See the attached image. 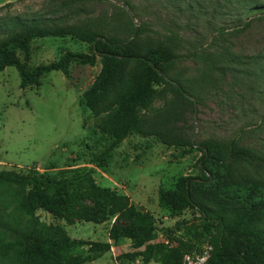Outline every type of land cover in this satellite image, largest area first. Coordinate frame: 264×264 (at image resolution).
Masks as SVG:
<instances>
[{
  "label": "rangeland",
  "instance_id": "1",
  "mask_svg": "<svg viewBox=\"0 0 264 264\" xmlns=\"http://www.w3.org/2000/svg\"><path fill=\"white\" fill-rule=\"evenodd\" d=\"M129 1L132 10L123 6L124 0H0V23L14 15H43L55 18L58 26L101 19L119 29L120 38L127 37L132 27L136 30L138 23L139 28H146L139 41H167L176 34L178 43L173 48L182 56L168 73L192 87L190 100L175 94L166 83L156 85L142 122L112 151L108 165L101 166L97 160L108 137L98 128L100 116L81 101L102 69L101 57L97 55L93 63L72 62L67 70H53L39 84L27 87L21 86L17 68L8 66L0 71V171L37 168L55 175L65 168H92L98 184L123 196L124 205L154 214L156 237L139 247L140 233L130 226L132 220L120 212L111 213L102 202L85 201L89 216L39 207L36 214L42 221L63 238L81 242L76 252L85 264H143L148 257L147 264H184L191 250L171 258L163 249V244L172 245L169 230L200 252L209 245L211 228L192 208L180 213L161 208L160 191L176 188L183 176L202 173L203 152L189 151L192 142L199 145L236 138L241 144L264 150V75L260 72L264 70V13L247 9L264 0H255L248 7L238 0H203L207 9L196 18L169 0ZM249 14L250 23L244 27L239 18ZM237 24L241 26L234 30ZM221 25L227 27L224 35L216 33ZM135 36L131 34L130 39ZM31 46L29 71L55 62L69 51L93 53L91 43L75 34L36 38ZM197 47L201 51L192 57ZM209 55L224 69L211 67L206 61ZM20 56L25 59L23 53ZM236 56L249 63L233 68L226 60ZM257 57L259 63L254 61ZM125 226L126 235L115 243L111 230ZM93 242H110L111 247L92 252Z\"/></svg>",
  "mask_w": 264,
  "mask_h": 264
},
{
  "label": "trees",
  "instance_id": "2",
  "mask_svg": "<svg viewBox=\"0 0 264 264\" xmlns=\"http://www.w3.org/2000/svg\"><path fill=\"white\" fill-rule=\"evenodd\" d=\"M124 1L132 10L131 2ZM169 1L180 11H190L194 18L198 12L199 17L205 14L207 9L203 0H185V6L181 5L184 0ZM238 1L245 7L255 2ZM247 9L248 12L264 13V4ZM250 16L239 18V23L248 26ZM129 21L133 25L131 17ZM240 26L235 25L234 30ZM134 31L135 27H132L127 37L120 38L117 34L120 30L106 25L101 19L58 26L55 18L14 15L0 23V71L15 66L21 76V86L27 87L39 84L46 73L67 70L72 62L93 63L99 55L102 69L94 83L84 91L81 101L100 116L98 128L108 137V145L97 162L107 166L112 151L142 122L144 110L150 108V101L157 91L156 85L166 83L185 100H190L193 95L192 87L190 89L180 78L168 73L182 56L173 48V44L178 43L176 34L167 37V41H139L146 28L141 25L136 36L130 39ZM226 31L227 27L222 25L216 29L221 35ZM68 34L90 42L93 53L69 51L55 62L28 70L34 39ZM199 51L201 49L197 47L191 56L197 57ZM225 54L221 53V56ZM206 61L211 67L224 69L216 64L215 56L209 55ZM226 61L235 65L233 68L249 63L239 56ZM254 61L259 63L260 57ZM260 72L264 75V70ZM195 149L203 152L199 163L202 173L183 176L176 188L161 190L160 207L170 213H180L186 208L199 212L211 228L208 240L212 249L207 264H264V150L241 144L236 138L199 145L190 143L188 150ZM93 173L92 168L86 167L61 169L55 175L42 173L37 168L27 172L0 171V264H85L81 254L76 252L81 242L63 238L52 225L42 221L36 211L44 207L71 212L75 216H89L87 200L104 203L111 213L124 214L132 220L130 226L140 233L137 246L149 244L158 229L154 214L134 205H124L123 196L117 195L111 187L98 184ZM126 233L127 226L118 227L111 230L110 236L119 243ZM168 237L172 245H162L168 257L194 251V244L175 236L173 229L169 230ZM110 247V242H93L89 250L100 253ZM148 258L143 264L150 261ZM163 261L166 263L167 260Z\"/></svg>",
  "mask_w": 264,
  "mask_h": 264
},
{
  "label": "built area",
  "instance_id": "3",
  "mask_svg": "<svg viewBox=\"0 0 264 264\" xmlns=\"http://www.w3.org/2000/svg\"><path fill=\"white\" fill-rule=\"evenodd\" d=\"M212 246L209 244L203 251L189 252L185 255L184 264H207Z\"/></svg>",
  "mask_w": 264,
  "mask_h": 264
},
{
  "label": "water",
  "instance_id": "4",
  "mask_svg": "<svg viewBox=\"0 0 264 264\" xmlns=\"http://www.w3.org/2000/svg\"><path fill=\"white\" fill-rule=\"evenodd\" d=\"M123 6L125 7V8H128V4L126 3V2H124L123 3ZM138 23H137V27H136V30H135V32H134V35L137 33V31H138ZM98 38H102V36H98Z\"/></svg>",
  "mask_w": 264,
  "mask_h": 264
}]
</instances>
